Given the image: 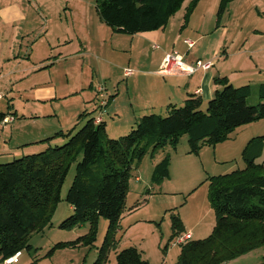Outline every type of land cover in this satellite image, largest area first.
Here are the masks:
<instances>
[{
    "label": "rangeland",
    "instance_id": "1",
    "mask_svg": "<svg viewBox=\"0 0 264 264\" xmlns=\"http://www.w3.org/2000/svg\"><path fill=\"white\" fill-rule=\"evenodd\" d=\"M37 1L41 7L42 4L48 6V14L52 17L47 41L42 40V37L45 35L46 28L43 26L48 14L40 17L41 9L35 4ZM191 2L185 0L182 8L169 20L165 31L167 48L161 40H154L146 50L147 56H153L154 59L155 54L167 49L165 52H181L185 58L195 62L198 59L208 62L210 58L212 63L223 65L234 76L238 71H233V67L240 62L237 59L242 58L241 62L245 61V66L251 67L249 72L253 73V60H264V47L261 46L264 45V0H199L192 10ZM33 3L36 5L33 7L36 13L30 14ZM0 4L7 9L6 13H1L4 41L0 46V58L3 59L0 71V99H3L0 106H3L2 110L7 116L13 117L11 122L0 120V152L3 153L0 163L38 153L49 146L62 145L67 138L58 135V132L67 133L74 128L75 133L85 124L87 120L77 123L83 95H70L71 86H76V83L87 84L88 79L92 80L94 76L93 81L98 86L111 91L112 86L120 80L121 83L126 82L121 71L129 65V60L130 65L139 72L157 67L145 61L146 52L142 58L139 54L124 50L112 53L110 44L107 53L112 57H108L106 63L109 68L114 67L113 72L104 70L102 74L96 68L95 53L91 46L88 47V30L84 22L88 14L93 19L98 16L97 0H0ZM7 4L9 8H6ZM28 27L30 30L27 33ZM76 29L82 37H86L83 50L87 52L89 49V54L85 56L84 53L83 57L81 54V60H73L68 74L62 75L68 70L60 68L61 64L51 66L50 71L42 69L31 75L22 70L17 73L16 68L25 67L28 59L40 61L51 54L50 59H53L60 52L69 51L73 48L71 44L74 40L71 39L75 38ZM201 35L202 39L198 40ZM184 39L196 41L195 47L188 48ZM130 42L131 38L123 46ZM134 60H138L139 64H134ZM133 68H130V75L135 73ZM151 79H154V75L148 73L146 80ZM55 86L59 98L48 96L43 99L37 96L47 89L54 90ZM65 92L67 96L64 97ZM253 101H259L257 87H254L249 97V103ZM206 108L207 105H204L203 109ZM160 114L167 115V112ZM243 126L233 131L228 139L216 144L217 147L204 145L200 154L195 155L188 152L190 145L188 135L185 134L176 148L168 145L154 155L149 150L140 164L134 165L126 205L114 232V244L107 264H115L117 252L131 245L138 247L151 264H175L181 251L178 242L181 235L188 232L195 235L194 239H201L211 234L216 217L209 200V178L244 168L246 163L243 151L249 141L254 137L264 140V118ZM131 128H124L125 131L112 128L109 134L113 135L111 137H119L127 134ZM167 153L171 155L170 177L160 184H154V165ZM78 160L79 157L69 170L62 187V199L51 223L43 230L31 234L29 244L32 248H25L20 262L16 264H93L96 261L108 234V218L99 217L93 243H85L83 239L91 232L89 222L69 228L60 226L73 213L66 195L75 177ZM257 161L264 162V149ZM137 176L142 180L137 181ZM174 215L181 218L183 227L188 225V230L182 228L179 233L175 232ZM60 242L61 246L58 245ZM263 259L264 245L228 264H260ZM0 264L4 263L0 261Z\"/></svg>",
    "mask_w": 264,
    "mask_h": 264
},
{
    "label": "trees",
    "instance_id": "2",
    "mask_svg": "<svg viewBox=\"0 0 264 264\" xmlns=\"http://www.w3.org/2000/svg\"><path fill=\"white\" fill-rule=\"evenodd\" d=\"M184 1L97 0L96 7L100 19L114 30L136 34L165 28ZM198 1L192 0L191 10ZM215 82L222 88L206 109L200 96L190 94L181 106L169 104L167 115H142L127 134L119 137L108 134L105 121L96 123L90 118L75 133L74 128L58 132L67 138L64 144L0 163V261L4 263L16 252L32 248L31 234L51 223L69 170L79 157L66 195L73 213L60 226L89 222L91 232L83 239L93 243L99 217L108 218V234L93 263L107 264L134 165L138 166L149 150L154 155L168 145L176 148L186 134L190 151L198 154L204 145H216L240 126L264 118V81L257 87L259 101L253 104L249 103L254 91L251 84L235 86L227 76L216 77ZM85 115L83 112L80 117ZM4 117L5 113H0V119ZM263 149L264 140L252 138L243 151L244 168L209 178V200L216 223L207 237L180 243L175 264H226L264 245V162L257 161ZM170 165L171 155L167 153L154 166V184L170 177ZM173 227L176 233L182 231L178 215L173 216ZM115 264L151 263L131 245L117 252Z\"/></svg>",
    "mask_w": 264,
    "mask_h": 264
},
{
    "label": "crops",
    "instance_id": "3",
    "mask_svg": "<svg viewBox=\"0 0 264 264\" xmlns=\"http://www.w3.org/2000/svg\"><path fill=\"white\" fill-rule=\"evenodd\" d=\"M39 1L35 3L38 7ZM34 3L31 7V12L36 13V10L33 9L34 6H36ZM10 5L7 4L6 8H9ZM48 6H45L42 4L39 5L40 11V17H45L46 14H48L47 10ZM7 9H4L3 6L0 4V46L4 41L3 32H2V26H3V20L1 18V13H6ZM27 14V13H26ZM98 14V13H97ZM45 15V16H44ZM90 14H88V17L86 16V20L84 22L86 30H88V47H92L94 53H95V61H96V68L104 73V70L113 72L114 67H108L109 65L106 63L108 57H112L108 55V51H110L109 45L111 44L112 47V53L115 50H119L123 52H130L131 54H139L141 55V58L143 57V54L146 52V58L145 61L154 63L157 67L155 69L151 70H143L142 72L136 71L137 68H133L130 63L131 60L128 61L127 66H124L121 73L123 75V78H126V82H122L120 80L116 85L114 84L112 86V90L104 89L105 93L104 96L107 97L108 103L106 106L101 107L100 106V99H99V92H98V85L92 80L91 78L88 79L87 84L82 83V85H79V83H76V86L70 87V95L77 94V95H83L80 102V114L78 122H85V120H88L90 118H97L98 116L102 117V120L106 122L107 125V131L109 134V131L114 128L124 130V128H130L135 124V122L138 120L139 117L145 114L149 113H164L167 111V107L169 104L174 103L176 105H182L184 104L185 100L189 97L190 94H196L197 96H200L203 100V105H207L208 101L215 95V92L218 89L222 88L221 84H218L215 82L216 77H223L227 76L229 80L235 85V86H241L244 84H251L253 87H258V85L264 81V60H253L254 63V72L250 73V68H247L245 66V61L241 62L242 58L237 59L239 62L237 65H234L233 71H238V74L234 76L233 74H230L228 68L224 67L223 65H217V63H213L212 67L205 70L203 68H199L198 70H195L192 73L188 72H180V71H173L171 70H165V60L166 56L170 54V51L167 49H162L161 52L155 54L154 59L153 56H147V48L150 46L151 43L154 42V40H161V43L165 45V48H167L165 44L166 39V27L158 30L148 31V32H142V33H136V34H129L124 32H118L114 30L111 26L107 25L105 22H103L101 19H99V16H95L94 19L90 18ZM47 21H45V24L43 27H45V35H43L42 40L47 41V37L49 36L50 32V20L52 17L49 16V14L46 16ZM92 17V16H91ZM88 20V22H87ZM77 26V25H76ZM78 27V26H77ZM30 28H27V33L29 32ZM25 32V33H26ZM85 33V32H83ZM127 34V36H126ZM24 35V31H23ZM74 42L71 44L73 48H71L67 52H60L59 55L53 56V59H50L52 54L49 57H45L44 59L40 61H31L28 59L25 63V67H17L16 71L25 72L26 74L35 73L36 71H40L42 69H52L51 66L54 67L56 65H60V68H63L64 70H68V72H64L62 75L65 76L69 73V70H71V63H73V60H81V54L83 57V54L85 53V56L89 54V49L86 52L83 50L84 42L86 40V37H83L80 35V31L76 29V35L74 36ZM131 38L130 44H127L126 46H123L126 44L128 39ZM124 39V43H123ZM202 39V35L198 37V40ZM86 40V41H87ZM184 42L186 43V39H184ZM196 42V41H194ZM123 43V44H122ZM187 44V43H186ZM188 45V44H187ZM196 44H194L192 47L188 45V48L195 47ZM158 46V45H157ZM264 47V45H261ZM189 51V49H188ZM181 55H184V53L178 52ZM233 55H237L233 53ZM187 64L191 65L194 64L195 61L191 59L185 58ZM202 60V59H198ZM208 61H211L209 58ZM69 62V64H68ZM134 64H139L138 60L132 61ZM3 59L0 58V71L3 68ZM22 66V64H21ZM133 68L135 70V73L133 74H127L126 69ZM152 74L154 75V79L146 80L147 75ZM250 73V74H249ZM236 74V73H235ZM33 75V74H32ZM129 78V80H127ZM1 79V78H0ZM91 80V81H90ZM125 81V80H124ZM254 81V82H253ZM89 84V85H88ZM67 85V83H65ZM257 85V86H256ZM67 88V87H66ZM41 91V90H40ZM39 91V92H40ZM108 91V92H107ZM40 98H48L52 96V98H59L60 94L58 91V88L55 86L54 90L47 89L46 92H40V94H37ZM67 96V92L64 93V97ZM3 99V98H2ZM0 99V101L2 100ZM258 102V101H257ZM255 101L250 103H257ZM3 106H0V113H5L2 110ZM83 112H86L87 115L81 116ZM5 116L7 114L5 113ZM126 117V118H125ZM2 120V119H0ZM15 122V121H14ZM13 122V123H14ZM251 125V123L244 125L243 127ZM241 127L237 128L236 130L240 129ZM125 131V130H124ZM110 136H113L109 134ZM217 147V145H216ZM202 149V148H201ZM200 149V151H201ZM12 150V147L10 146L9 151ZM200 151L198 154H200ZM191 155H195V153H192L190 149L188 150ZM12 153H16L12 151ZM3 156L2 151L0 152V158ZM155 166V165H154ZM154 169V168H153ZM234 170V169H233ZM230 172V171H229ZM153 173V172H152ZM170 174H171V166H170ZM137 181L142 180L141 177H136ZM187 226L183 227L187 229ZM193 234V233H192ZM195 235H191L190 239H194ZM23 255V254H22ZM21 255V256H22ZM20 262V260L18 261ZM17 262V263H18ZM227 262L226 264H228Z\"/></svg>",
    "mask_w": 264,
    "mask_h": 264
},
{
    "label": "built area",
    "instance_id": "4",
    "mask_svg": "<svg viewBox=\"0 0 264 264\" xmlns=\"http://www.w3.org/2000/svg\"><path fill=\"white\" fill-rule=\"evenodd\" d=\"M186 43L192 47L195 42L191 39H186ZM165 66L164 69L167 70H171L174 69L173 71H180V72H188V73H192L195 70H198L199 68H203L205 70L209 69L212 67L213 63L212 61H208V62H204L202 60H197L194 64H187L186 60H185V56L181 55L179 53H170L166 56V60H165ZM132 72L131 69H126V73L130 74ZM98 92H99V99H100V106L104 107L107 105L108 103V99L106 96H104L105 90L102 86H98ZM1 98V95H0ZM4 121L6 122H11L13 120V117L11 116H5L3 118ZM102 120V117L98 116L97 118H95V122L99 123ZM191 238V234L190 233H185L184 235H181L178 239L179 243L185 242L186 240ZM21 251L16 252L13 256H10L8 259H6L4 261V264H16L21 257Z\"/></svg>",
    "mask_w": 264,
    "mask_h": 264
}]
</instances>
